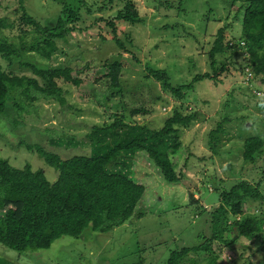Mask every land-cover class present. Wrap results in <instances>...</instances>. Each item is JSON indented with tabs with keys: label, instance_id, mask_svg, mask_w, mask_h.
Returning a JSON list of instances; mask_svg holds the SVG:
<instances>
[{
	"label": "rangeland",
	"instance_id": "obj_1",
	"mask_svg": "<svg viewBox=\"0 0 264 264\" xmlns=\"http://www.w3.org/2000/svg\"><path fill=\"white\" fill-rule=\"evenodd\" d=\"M102 1L111 3V0H100ZM134 1L141 16H146L144 24L127 26L128 30L131 29L135 34L137 44L141 46L136 51L139 59L136 60L132 56L133 53L118 49L117 45H112L115 50L107 52L114 55L117 50L122 51L121 61L126 65V70L123 71L119 88L121 91L123 88L124 91L112 97L110 93L111 98L104 100V107L93 100V90H104L105 83L108 82L105 78L107 69L102 65L107 53L98 51L96 45H99L101 36L107 38L111 36L104 24L101 26L97 24L87 34L76 31L70 44L65 42L60 44L52 63L59 65L61 62H67L71 53L84 52V60L79 59L77 62V70L83 68L84 71L80 74L74 72V75L85 81L80 86L72 83L63 84L65 104L55 99L39 100L36 111L23 114L24 126L17 131L10 129L9 123L12 122L3 119L4 123L0 124V158L9 159L16 167L31 164L33 169H43L48 179L55 181L59 175L58 170L49 165L39 153L27 149L22 140L42 145L44 149L59 153L63 158L89 153L92 144L87 134L93 131L94 126L102 127L106 122H113L115 118L110 112L127 113V108L131 110L144 107L146 112L129 114L126 121L131 124L146 123V127L153 130L163 126L173 107L179 103L191 104L194 95L195 107L208 119L183 129L181 143L170 155V160L176 172L182 175V179L178 182L165 180L160 168L146 149L131 153L130 158L134 163L132 177L146 186V192L141 200V205L147 209L143 217H132L107 232L88 228L77 237L63 236L48 248L19 252L0 243L1 257L17 264H169L173 250L184 246L192 247L211 235L208 212L219 205L220 193L223 190L229 189L240 180L256 183L262 179L264 160L261 155L254 161L244 160L243 139L254 135L264 137V108H258L259 105L264 106V100L261 97L249 99L247 95V85H251L252 89L264 91L263 75L258 76L253 72L252 78L247 80V70L245 72L241 68L235 70L234 64L229 63L233 68L222 74V82L199 80L196 89L192 91L193 95L188 94L186 99L181 100L163 92L160 83L154 78L146 77L149 65L165 68L172 74L176 84L190 81L196 73L207 71L209 59L204 54L208 52L212 38L203 27L222 26L228 20L221 17L228 14L230 17L234 16L236 7L241 5L242 0H198L196 3L190 0L189 2L193 3L191 8L195 7L199 12L195 11L198 18L195 21L191 19L189 26L195 28L197 37L204 38V43L200 42L198 46L195 42L187 43L183 39V45L178 53L171 49L173 42L176 43L174 38L178 36L172 34L167 39L169 42H166L164 30L156 29L158 20L162 18L164 20L166 14L171 15L173 12L156 8L153 0ZM64 2L75 6L79 4L76 0ZM60 3L59 0H0V16L11 17L10 23L13 26V29L2 30L0 37L18 47L19 33L22 31H29V39L35 37L37 40L38 37L46 36L43 27L36 26L33 22L27 24L23 15L25 13L28 17L34 16L41 25L48 24L59 13ZM209 3L215 7V19L221 18L214 26L207 25V20L211 17L201 14L207 12ZM121 6L122 1L115 0L105 11V15L115 14ZM23 7L26 8V12ZM238 29L242 30L240 21L231 24L227 29V38L234 35L239 40L243 33L240 34ZM183 34L181 33V36ZM81 41H85L83 49L77 47ZM159 43L160 47L156 48ZM200 46L205 49L202 53ZM88 48L97 50V53L92 52V55H89ZM29 54V61L47 64L48 60L37 58L33 52ZM240 57L243 59V56ZM228 101L232 103L226 106L225 113L237 111L239 114L235 119L231 115L233 120L230 129L222 132V139L214 147L209 132L216 127L227 104L225 102ZM240 105L243 112L239 109ZM242 105L248 106L249 109ZM261 190L264 192V180ZM191 193L198 201L191 200ZM260 212L258 209L257 213ZM226 235L225 237L229 239V233ZM213 247L216 250L215 255L219 252L222 264H264V250L260 248H264L262 239L236 237V241L229 247L224 246L221 241L215 243ZM208 257L207 254L197 256L188 253L182 258V264H194V259L197 264H208Z\"/></svg>",
	"mask_w": 264,
	"mask_h": 264
},
{
	"label": "trees",
	"instance_id": "obj_2",
	"mask_svg": "<svg viewBox=\"0 0 264 264\" xmlns=\"http://www.w3.org/2000/svg\"><path fill=\"white\" fill-rule=\"evenodd\" d=\"M59 1L62 3L61 9L56 18L48 24L41 25L34 16L28 17L25 13L23 15L27 24L33 22L36 26L43 27L46 36L38 37L37 40L35 37L29 39V31H22L19 33L18 47L0 37V124L4 123L3 119L12 122L9 123L12 131L24 126L23 114L36 111L39 100L55 99L65 104L63 84L72 83L80 86L85 81L74 75V72L80 74L84 71L83 68L77 70V62L85 58L84 52L71 53L68 61L59 65L52 63L60 44L62 42L70 44L76 31L87 34L97 24L100 26L104 24L111 37L101 36L99 45H96L98 51L107 53L116 49L112 45H117L118 49L133 53L132 56L136 60L139 59L136 51L141 46L137 44L135 34L131 29L128 30L127 26L144 24L146 16H141L134 0H121V8L112 15H105V11L115 0H111L110 4L100 0H76L78 6L64 0ZM153 1L156 8L173 12L171 15L166 14L164 20L159 19L156 24L157 30H164L166 42H169L167 39L172 34L178 36L174 38L176 43L173 42L172 50L178 53L183 45V39L187 43L195 42L198 46L200 42L204 43V38L197 37L195 28L189 26L191 19L195 21L198 18L195 11L199 12L197 8H191L193 3L189 2L190 0ZM191 1L196 3L198 0ZM246 1H248L246 17L249 23L242 36L247 40L245 44L236 47L226 42L225 31L229 24L225 22L216 32L205 26L203 30L210 33L213 40L208 52L204 54L209 59L207 71L196 73L190 81L176 84L172 74L165 68L149 65L146 77L160 81L163 92L181 100L186 99L188 94L193 95L192 91L196 89L199 80L222 82V74L231 71L232 66L229 63H233L236 70L241 68L245 72L247 68L250 70L252 68L251 71L256 75L264 76V0ZM214 8V5L209 3L207 12L201 13L213 18H208L207 25L214 26V23L221 19H215ZM23 9L26 12V8ZM10 18L0 16V33L7 28L13 29ZM181 33L184 34L181 36ZM84 43L85 41L79 42L77 47L83 49ZM160 45L161 43L155 47L159 48ZM202 47L201 53L205 50ZM96 51L87 49L89 55L92 52L96 54ZM30 52L36 54L39 59L48 60L47 64L29 61ZM121 54L122 51L118 50L114 55L107 53L102 65L107 69L105 78L108 82L105 83L104 90H93V100L103 107L105 99L124 91L123 88L122 91L119 88L123 71L126 70V65L121 61ZM239 55L243 56V59H240ZM190 62L192 65L191 60ZM225 103L227 104L216 127L209 132L214 147L222 139V132L230 129L232 120L239 114L237 111L226 114L224 109L232 101ZM242 106L249 109L246 105ZM258 108L262 109L264 106L259 105ZM239 109L242 110L241 105ZM141 112H146V109L127 108V113L110 112L115 118L113 122H106L102 127L94 126L93 131L87 134L92 144L89 153L63 158L59 153L44 149L42 145L22 140L27 149L39 153L49 165L58 170L59 175L55 181L49 180L43 169H33L31 164L16 167L9 159L1 157L0 243L19 252L48 248L63 236L77 237L88 228L107 232L132 217H143L147 209L141 205V200L146 192V186L132 177L134 163L130 154L146 149L160 168L165 180L178 182L182 175L176 172L170 155L181 143L183 129L207 121L208 118L195 107L194 95L191 104L179 103L165 119L163 126L153 130L147 128L146 123L131 124L126 121L129 114ZM231 115L234 116L233 119ZM243 140L244 160L254 161L260 155L264 160L263 136L254 135ZM263 180L264 169L262 179L256 183L240 180L229 189L223 190L220 193L219 205L208 212L211 235L192 247L184 246L173 250L169 264H182V258L188 253L197 256L207 254L208 264H222L219 252L216 255L214 253L215 243L221 241L224 246L229 247L236 241V237L264 240V192L261 190ZM191 200L198 201L192 193ZM257 208L260 213H257ZM226 233H229V239L225 237ZM260 248L264 250L263 247ZM0 264L17 263L0 256ZM194 264H197L195 259Z\"/></svg>",
	"mask_w": 264,
	"mask_h": 264
},
{
	"label": "clouds",
	"instance_id": "obj_3",
	"mask_svg": "<svg viewBox=\"0 0 264 264\" xmlns=\"http://www.w3.org/2000/svg\"><path fill=\"white\" fill-rule=\"evenodd\" d=\"M247 4H248V1L242 0L241 5L239 7H236V11L234 12L235 15L233 14L234 16L230 17L229 14H228L225 17H221V18H229V20L227 22H225V24H229V27L231 26V24H233V23L236 24V22L240 21L241 22V26H242V30H240V29H238V30H239L240 34L243 33V35H244L246 27H247V25L249 23V21H247V17H246V6H247ZM239 11H240V14H239ZM212 29H213L212 32H216L218 28H214L213 27ZM225 36H226V42L231 44V45H235L236 47H238L239 45L245 44V42L247 41L246 39L244 40V38H242V36L239 37V40H237L234 35H233L232 38H227V30L225 31ZM212 43H213V40L210 42V44H212ZM246 70L248 71L247 80H250V78H252V76H253V72L249 68H247ZM257 75L259 76V74H257ZM156 81L159 82L160 85H161L160 81H158V80H156ZM161 87H162V85H161ZM247 89H248L247 95H248L249 99H252L253 97H258V98L261 97L264 100V91L263 90L251 89V85H249V86L247 85ZM175 107H173V109ZM192 126H190V127H192Z\"/></svg>",
	"mask_w": 264,
	"mask_h": 264
}]
</instances>
